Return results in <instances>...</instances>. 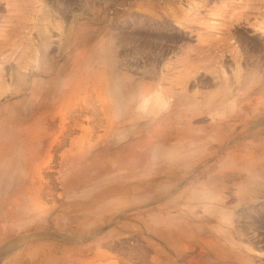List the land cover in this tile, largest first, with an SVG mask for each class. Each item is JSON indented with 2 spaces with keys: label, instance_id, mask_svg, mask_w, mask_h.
<instances>
[{
  "label": "rangeland",
  "instance_id": "374dc122",
  "mask_svg": "<svg viewBox=\"0 0 264 264\" xmlns=\"http://www.w3.org/2000/svg\"><path fill=\"white\" fill-rule=\"evenodd\" d=\"M2 1L0 264H264V0Z\"/></svg>",
  "mask_w": 264,
  "mask_h": 264
},
{
  "label": "bare ground",
  "instance_id": "6f19581e",
  "mask_svg": "<svg viewBox=\"0 0 264 264\" xmlns=\"http://www.w3.org/2000/svg\"><path fill=\"white\" fill-rule=\"evenodd\" d=\"M1 1V0H0ZM17 0H5V2H6V7H7V9H8V11L10 12V15L8 16L9 17V19H15V17H17V14H15V12H16V10H17V8H18V2H16ZM232 1V0H231ZM20 2V1H19ZM240 2H234V0H233V2L229 5L230 6V8H231V10L233 11V10H236V9H238L239 7H241V6H244L243 4H239ZM1 6L3 5V1L1 2V4H0ZM239 17V16H238ZM238 17H236L237 19H238ZM5 27V26H4ZM1 35V34H0ZM214 50V49H213ZM221 56V55H220ZM8 58V57H7ZM5 61V60H4ZM248 61V60H247ZM9 62V61H8ZM33 72V71H32ZM250 72V71H249ZM27 74H30V73H27ZM32 74V73H31ZM249 74V73H248ZM251 74V73H250ZM11 77V76H10ZM250 102V101H249ZM216 104V103H215ZM252 149V148H251ZM250 149V150H251ZM11 152V151H10ZM237 156V155H236ZM253 180V179H252ZM256 186V185H255ZM254 186V187H255ZM262 186V185H261ZM263 188H264V186H263ZM259 194V193H258Z\"/></svg>",
  "mask_w": 264,
  "mask_h": 264
}]
</instances>
